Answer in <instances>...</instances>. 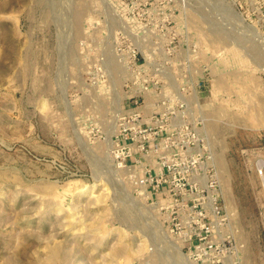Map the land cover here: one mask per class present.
<instances>
[{"label":"rangeland","instance_id":"obj_1","mask_svg":"<svg viewBox=\"0 0 264 264\" xmlns=\"http://www.w3.org/2000/svg\"><path fill=\"white\" fill-rule=\"evenodd\" d=\"M120 44L204 120L232 258L264 264V0H0V264H202L112 160Z\"/></svg>","mask_w":264,"mask_h":264},{"label":"built area","instance_id":"obj_2","mask_svg":"<svg viewBox=\"0 0 264 264\" xmlns=\"http://www.w3.org/2000/svg\"><path fill=\"white\" fill-rule=\"evenodd\" d=\"M116 57L135 77L128 86L131 107L118 117L112 139L116 168L158 207L169 233L180 239L192 260L240 264L232 258L237 244L228 228L231 218L215 158L201 127L204 120L191 113L181 91L177 96L166 88L163 78L168 75L146 72L137 48L129 51L120 44ZM192 71L185 68L181 80H188ZM149 91L159 93V99L146 100Z\"/></svg>","mask_w":264,"mask_h":264},{"label":"bare ground","instance_id":"obj_3","mask_svg":"<svg viewBox=\"0 0 264 264\" xmlns=\"http://www.w3.org/2000/svg\"><path fill=\"white\" fill-rule=\"evenodd\" d=\"M205 4V3H204ZM201 11V10H200ZM223 25V24H222ZM101 174V173H100ZM132 219V218H131ZM162 250V249H161ZM163 255H165L164 253H163ZM165 257V256H164ZM167 259H168V257H167Z\"/></svg>","mask_w":264,"mask_h":264}]
</instances>
